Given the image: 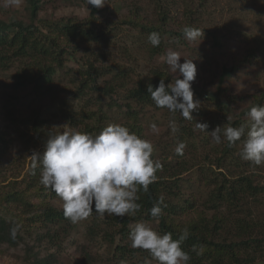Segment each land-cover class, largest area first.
I'll list each match as a JSON object with an SVG mask.
<instances>
[{
  "label": "trees",
  "instance_id": "16d2710c",
  "mask_svg": "<svg viewBox=\"0 0 264 264\" xmlns=\"http://www.w3.org/2000/svg\"><path fill=\"white\" fill-rule=\"evenodd\" d=\"M27 1L31 12L29 24L0 22V71L13 69L12 75L8 74L6 79L11 91L32 86L33 93L39 98L56 96L60 73L67 67L68 61L77 60L76 55L81 51L82 55L78 59L81 64L75 70L77 75L73 81L72 98L65 103L62 101L60 119H64L72 129L77 130L78 127V131L93 136L109 124H121L145 139L142 115L149 109L164 110L154 105L146 90L147 85H153L155 90L161 79L167 85L168 76L161 70H151L152 73L137 79L128 88L130 78L140 64L136 52L128 49L127 43L138 44L137 52H146L150 62V58L162 53L170 42H180L178 38L184 36L183 28L192 27L193 22L188 20L185 23L183 20L179 23L167 9L155 17H149L143 9L139 10L136 4L127 0L128 10L117 16L119 19L111 21V24L102 26L96 17L100 10L88 5L89 16L86 19L41 20L42 30L34 23L40 0ZM161 3V0H149L151 7L156 5L155 11L161 9ZM118 26L124 28L122 32L125 35L118 34ZM153 32L159 33L161 37L158 47H153L148 41L149 34ZM96 49L99 52L94 55ZM245 60L249 62L248 59L243 62ZM243 62L240 61L238 66L231 64L221 68L217 97L219 93L220 96L225 93L221 86L223 82L236 74ZM251 102L231 122L222 120L224 118L220 120L233 127L246 124L250 107L264 105V91L252 97ZM223 105L217 108L221 110ZM195 121L194 117L189 124L179 121L177 134L185 145H190L188 139L195 140L200 136L199 132L194 133L195 128L191 126ZM48 122L51 120L43 119V115L37 113L21 123L28 127L29 132L24 135L42 146L39 153L44 151L46 140L53 135ZM217 126L221 125L212 123L206 131L211 132ZM185 137L188 139H182ZM6 148L8 143L0 132V156ZM185 149L192 150L187 146ZM240 150V142L232 148L224 143L213 147L212 152L207 149L202 160L204 165L196 164L199 166V185L206 184L209 187L201 201L195 191L186 195L180 184V176L188 171L187 162L191 160L177 163L171 169L162 162V168L156 173L157 180L149 185L147 192L138 193L140 199L137 203L142 207L135 216H100L94 212L88 217L91 220L88 232H97L99 228L103 238L112 244L115 243V237H119L120 243L115 244L113 249V264L130 263L136 258L134 249L130 245L128 248L124 240L128 238L129 225L142 220L157 221V232L161 235L171 233L174 240L179 239L187 229L188 236L181 247L190 256L188 264H254L259 259L264 260V215L256 216L262 203L259 199L264 201V182L257 181L256 174L260 173L263 177L264 165L255 166L243 161L239 156ZM152 158L155 160L154 155ZM205 164L214 166L213 172L217 178L203 176L207 173ZM39 179L40 166L37 165L33 170L30 159L25 175L18 183L21 189H16L15 182L1 185L0 208L10 212L13 219L8 220L0 215V246H16V227L30 231L42 228L35 233L38 234L37 241L47 239L52 242L54 235L51 233L54 229L60 230L73 224L64 218L62 210L49 204V199L58 198L43 187ZM158 201H162L160 207L163 212L157 219L150 216V209ZM43 229L46 231L42 232ZM36 264L49 263L43 260Z\"/></svg>",
  "mask_w": 264,
  "mask_h": 264
},
{
  "label": "rangeland",
  "instance_id": "374dc122",
  "mask_svg": "<svg viewBox=\"0 0 264 264\" xmlns=\"http://www.w3.org/2000/svg\"><path fill=\"white\" fill-rule=\"evenodd\" d=\"M128 1L136 4L139 10L143 9L149 17H155L167 9L179 23L183 20L186 23L189 20L193 22L192 27L203 31L202 39L194 42L182 36L178 38L180 42L168 43L169 45L162 53L150 58V62L146 52L141 50L137 52L136 45L138 44L133 45L132 42H128L127 48L136 52L135 55L139 57L140 64L137 72L132 74L128 88L134 85L137 79L149 75L152 73L151 70L156 69L168 76V84L174 83L177 74L172 73L161 59L171 49L180 53L179 63H183L184 59L193 60L197 67V75L192 88L194 100L200 101V107L191 114L196 118V121L191 123L192 128H195L194 123L196 122H209V126L217 123L223 126L225 124L220 120L221 118L231 122L235 115L252 103V97L264 91V0H161L160 6L162 7L158 11L154 10L156 5L152 7L149 5V0ZM126 5L127 0H105V7L99 9L100 12L96 14L97 21L102 23V26L111 24V21H117L119 19L117 16L128 10ZM38 6L34 20L38 27H41V20L76 19L79 21L89 16L86 0H40ZM13 21L30 23L31 12L27 0H20L19 4L12 6H5V0H0V22L11 23ZM123 30V27L118 26L116 31L118 34L125 35ZM98 52L96 49L94 55ZM248 54L251 56L248 57ZM81 55L82 52L79 51L76 55L77 60L67 62V67L60 73L57 82L58 94L51 97H37L33 93L32 86L19 91H11L6 79L9 77L8 74L12 75L13 69L7 72L0 71V132L3 133V138L8 143V148L4 149L0 156V189L1 185L14 182L16 189H21L18 183H21L28 168L32 150L37 152L42 150L39 143L35 144L31 138L24 135L29 131L28 127L21 124L23 121L39 113L43 115V119L51 120L48 126L53 135L68 130L66 121L59 117V109L63 102L72 98L73 81L77 75L75 70L81 64L78 62ZM244 59H248L249 62L247 60L243 62ZM240 61L244 64H241L236 74L223 82L221 86L225 89V93L222 96L219 93L217 97L216 90L221 68L229 67L231 64L238 66ZM215 100H218L220 104ZM221 104H224V108L220 110L217 107ZM142 117L145 139L154 146L155 160L160 163L164 162L162 164L169 169L175 167L177 163L191 160L187 162L188 171L180 176V184L186 195L195 191L196 197L201 201L200 199L205 196L209 187L206 184L199 185L197 179L200 173L197 171L199 166L196 164L204 165L202 160L207 154V149L208 152H212L216 145L211 143L208 135L195 129L194 133H200L198 138L195 140L182 138L188 139L187 142L190 145L186 146L192 150L184 149L183 155H177L175 148L180 142V137L177 132L171 131L170 121L175 120L177 127L179 121H183V124H189L190 121L183 119L179 114L173 115L167 109L162 111L149 109ZM153 124L157 126L156 132L151 130L150 126ZM78 129L77 127L76 131ZM193 160L198 162L195 163ZM205 168L207 169V173L203 174L205 178H217V174L213 172L214 166L210 167L205 164ZM256 179L260 183L264 182V173L263 177L260 173L256 174ZM48 201L55 208L62 210V202L59 199ZM259 201L262 203L258 209L256 208V216L264 215V201L261 199ZM0 215L8 220L13 219L12 214L3 208H0ZM255 219L262 221L260 218ZM139 222H145L157 232V221L142 220L131 223L129 233L132 226ZM90 223L91 220L87 218L79 223L71 224L70 227L54 229L51 233L54 235L52 242L47 239L37 241L38 234L35 235V233L41 231L42 228L30 231V229L16 227L17 244L15 247L5 244L0 246V264H33L36 258L35 264L43 260L49 264H113V249L115 244L120 243L119 237L116 236L115 243L112 244L103 238L99 228L97 232H88ZM45 231L43 229L42 232ZM124 241L128 248L130 245V248L134 249L131 247L129 238ZM134 251L136 258L133 262L121 264H157V261L152 259L146 250L134 249ZM254 264H264V260L259 259Z\"/></svg>",
  "mask_w": 264,
  "mask_h": 264
},
{
  "label": "clouds",
  "instance_id": "9594fccd",
  "mask_svg": "<svg viewBox=\"0 0 264 264\" xmlns=\"http://www.w3.org/2000/svg\"><path fill=\"white\" fill-rule=\"evenodd\" d=\"M19 3L20 0H5V6ZM86 5L102 9L105 0H86ZM183 34L190 42L203 37L201 29L191 26H185ZM148 41L158 47L161 37L153 32ZM161 59L177 76L174 83L167 85L161 79L155 90L148 84L146 90L150 99L157 108L193 121L191 114L200 107V101L194 100L192 88L197 75L196 64L188 59L179 63L180 53L171 49ZM246 120L247 123L239 127L225 124L211 132L206 131L209 127L206 122L194 125L215 145L226 143L232 148L240 142L239 156L243 161L264 165V105L250 107ZM150 127L153 132L158 130L155 124ZM170 128L174 133L178 131L175 120L170 121ZM185 147V143L179 142L175 153L183 155ZM153 152L150 141L121 124H109L95 136L68 126L67 131L46 140L42 153L32 150L30 159L33 170L40 166L39 183L62 202L64 218L76 224L94 212L100 216H135L142 207L137 203L138 193L148 191L162 168L158 160H153ZM161 202L150 209L151 217L158 219L162 215ZM12 234L15 235V229ZM187 236L185 229L180 238L174 240L171 233L161 235L145 222H139L132 226L128 238L132 248L146 250L157 264H188L190 256L181 247Z\"/></svg>",
  "mask_w": 264,
  "mask_h": 264
}]
</instances>
